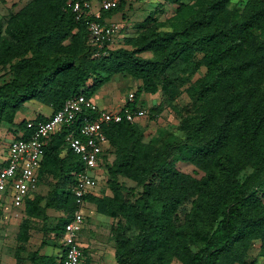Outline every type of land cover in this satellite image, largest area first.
<instances>
[{"label":"trees","instance_id":"16d2710c","mask_svg":"<svg viewBox=\"0 0 264 264\" xmlns=\"http://www.w3.org/2000/svg\"><path fill=\"white\" fill-rule=\"evenodd\" d=\"M76 1L33 0L13 17L7 39L0 26V62L17 60L11 64L15 77L0 85V124L14 126L15 113L30 100L54 113L69 97H93L117 73L142 82L126 106L147 108L143 93H155L159 86L167 99L175 98L177 78L168 75L173 67L184 63L191 74L206 67L207 77L196 89L204 104L182 117L179 130L185 138L176 148L178 159L205 175L196 179L180 171L166 149L143 141L138 121L123 120L105 128V188L88 195L86 202L137 226L133 237L123 224L116 229L119 264H170L173 259L182 264H256L247 255L258 241L264 258V99L258 95L264 74V0H242L243 6L232 9L233 0H205L185 20L174 22L171 31H161L157 24L135 39V49L125 42L97 57L88 19H77ZM168 1L178 4V10L184 7V0ZM124 5L119 0L102 12V19ZM146 50H155V57L137 55ZM154 110H149L153 116ZM44 118L39 114L33 121ZM30 119H22L16 133ZM66 131L54 134L45 147L40 184L49 171L60 178L46 198L38 193L26 200L21 243L30 239V220L44 217L47 209L64 212L52 229L60 238L76 208L72 186L84 164L67 148ZM249 168L253 171L246 176ZM122 175L136 181L141 188L137 195L124 193ZM188 201L192 216L181 224L179 211ZM44 246L32 253L30 264H61L62 255L42 253ZM20 250L22 246L17 254Z\"/></svg>","mask_w":264,"mask_h":264},{"label":"rangeland","instance_id":"374dc122","mask_svg":"<svg viewBox=\"0 0 264 264\" xmlns=\"http://www.w3.org/2000/svg\"><path fill=\"white\" fill-rule=\"evenodd\" d=\"M33 0H0V26L2 27V39H7L6 29L15 15L29 5ZM184 7L178 10V4H173L168 0H125L123 10L113 15L112 20L120 22L123 26L122 37H118L115 46L127 43L128 48H134V42L137 37L147 30L154 29L158 24L161 31H171L172 25L176 21L185 20L191 13H194L205 0H184ZM245 1L233 0L229 6L231 9L243 6ZM193 6V10L191 7ZM152 19L148 20L147 19ZM154 18V19H153ZM264 38V36H261ZM3 43L2 40L0 44ZM143 58H153L156 55L155 50H146L137 54ZM14 60L11 64H14ZM11 64L0 62V85L12 80L15 77ZM169 77L177 78L172 92L174 99H167L163 95L161 86L155 93H143L142 98L146 102L147 109L154 110V116L148 110V116L138 120V125L143 132V141L166 149L169 152L170 159H174L176 167L185 174L196 179H201L205 172L196 167L194 164L178 159L179 152L176 149L183 142L185 136L179 130L181 119L187 114L196 113L204 104L200 94L196 92L198 83L207 77L206 67H202L195 74H191L190 69L184 63L178 64L168 73ZM89 83H92L90 80ZM142 84L141 80L136 79L127 73H117L113 75L101 88L94 94L93 99L101 106H113L123 104L131 93H135ZM258 95L264 99V74ZM49 106L38 100H30L15 113L14 126L6 121L0 124V163L6 157V150L10 139L16 133V126L22 119L34 117L37 113L43 112L49 114ZM12 126V128H11ZM177 137V139L175 137ZM253 168L245 171L248 176L252 173ZM59 176L52 172L45 174L43 182L40 184L38 193L45 198L52 190ZM120 183L124 186V193L128 197L137 195L141 188L136 181L128 176H120ZM104 184H99L98 190ZM105 187L101 188L104 189ZM100 189V190H101ZM112 195L109 189L106 190ZM43 200V204H44ZM264 202V198H263ZM160 207V202L157 208ZM192 201L186 202L179 211L181 224L187 223L192 216ZM11 205L6 206L5 216L0 218V264H30V257L42 244L45 246L41 249L42 253L48 255H58L60 248V238L55 227L57 221L64 215L62 210L47 209L45 216L30 220L29 234L30 239L26 243H21L18 235L21 231V223L25 219L20 211L13 212ZM87 211L90 216L86 217L84 229L81 231L78 239L84 245L83 264H119L115 258V233L120 224L125 225L126 232L133 237L137 232V226L127 224L120 217H112L99 211L95 204L89 205ZM17 213V214H16ZM22 246V250L17 249ZM247 260L255 261L256 264H264V258L260 255V244L254 242L253 247L248 251ZM170 264H182L179 260L173 259Z\"/></svg>","mask_w":264,"mask_h":264},{"label":"built area","instance_id":"2783aa9c","mask_svg":"<svg viewBox=\"0 0 264 264\" xmlns=\"http://www.w3.org/2000/svg\"><path fill=\"white\" fill-rule=\"evenodd\" d=\"M118 3L119 0L74 2L77 19L81 16L88 19L89 42L95 57L118 47L115 44L117 38L122 37L123 26L112 18L102 19V12ZM127 101H134V93L115 107L101 106L84 94L69 97L59 110L44 120L34 122L36 118L30 119L26 129L15 133L8 143L6 157L0 163V218L5 216L8 203L12 209L24 211L26 200L38 194L44 150L54 134L66 129L67 148L79 155L84 164L76 173L72 186L76 208L60 235L61 264H83L85 247L78 237L86 223V197L96 193L99 184L106 180L104 155L109 140L105 128L123 120L137 122L148 114L145 107L131 109L126 106Z\"/></svg>","mask_w":264,"mask_h":264},{"label":"crops","instance_id":"0c3cea01","mask_svg":"<svg viewBox=\"0 0 264 264\" xmlns=\"http://www.w3.org/2000/svg\"><path fill=\"white\" fill-rule=\"evenodd\" d=\"M118 105H120V104H117V105H113V106H108V105H105V106H107V107H115V106H118ZM48 109H50L51 111L49 112V114H47V113H43V112H39V113H37L34 117H32L31 119H34V118H36L37 117V115H39V114H42V115H44L45 117H48V116H50L52 113H53V110H52V108H50V107H48ZM30 119V118H29ZM89 205H92L91 203H87V205H86V207H85V211H86V216L87 217H89L90 216V214H89V212L87 211V209H88V206ZM18 211V210H17ZM13 212H16V210L15 209H13V211H12V213ZM21 213H23V215H24V211L22 210V211H20ZM80 236V235H79ZM80 241V240H79ZM59 244H60V248L61 249H59V254L58 255H61L62 254V244H61V241L59 242ZM82 244V243H81ZM84 246V245H83ZM55 256H57V255H55Z\"/></svg>","mask_w":264,"mask_h":264}]
</instances>
